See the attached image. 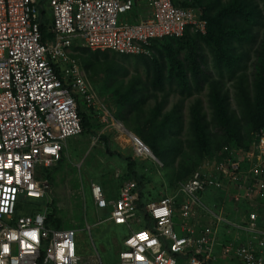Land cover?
Segmentation results:
<instances>
[{
	"label": "built area",
	"instance_id": "1",
	"mask_svg": "<svg viewBox=\"0 0 264 264\" xmlns=\"http://www.w3.org/2000/svg\"><path fill=\"white\" fill-rule=\"evenodd\" d=\"M176 2L0 0V264H113L95 247L83 257L77 229L48 217L55 207L46 168L82 132L80 103L94 105L76 50L138 55L155 39L204 33L207 21ZM116 125L131 156L158 169L152 180L146 168L140 183L123 175L114 197L88 183L94 210L107 209L104 220L124 228L115 264H264V132L246 148L224 145L168 184L149 145Z\"/></svg>",
	"mask_w": 264,
	"mask_h": 264
},
{
	"label": "rangeland",
	"instance_id": "2",
	"mask_svg": "<svg viewBox=\"0 0 264 264\" xmlns=\"http://www.w3.org/2000/svg\"><path fill=\"white\" fill-rule=\"evenodd\" d=\"M190 5L208 23L204 33L155 39L138 55L89 48L74 53L94 90V105H79L89 129L69 138L63 158L46 171L53 221L77 229L83 257L95 247L103 262L115 264L124 229L104 220L107 209L94 210L88 183L100 182L114 197L117 179L127 175L131 162L137 175L149 174L148 168L156 180L158 162L135 161L117 122L149 145L168 184L186 178L224 145L246 148L256 132H264V99L258 105L264 0H191Z\"/></svg>",
	"mask_w": 264,
	"mask_h": 264
},
{
	"label": "trees",
	"instance_id": "3",
	"mask_svg": "<svg viewBox=\"0 0 264 264\" xmlns=\"http://www.w3.org/2000/svg\"><path fill=\"white\" fill-rule=\"evenodd\" d=\"M176 3L177 4H180V5L191 6L190 3H183V2H181L179 0H177ZM207 27H208V23H207ZM206 30H207V28H206ZM80 49H82V48H80ZM259 81H260V93H261V95H260V101H259L258 105H259V107H261V105L263 104V99H264V58H263V60L261 62V66H260ZM79 114H80V117H81L82 130H88L89 127H88L87 118L84 115H82L80 112H79ZM228 145H231V144H228ZM231 146H234V145H231ZM129 164H130L129 166L131 168H130L128 174L134 176L137 179L138 183H140L141 182L140 179H142L144 177V175H137L136 172H135V170L133 169V164L134 163L131 162ZM54 210L55 209H53L52 212L48 215V217L51 218L52 220H53V211Z\"/></svg>",
	"mask_w": 264,
	"mask_h": 264
},
{
	"label": "crops",
	"instance_id": "4",
	"mask_svg": "<svg viewBox=\"0 0 264 264\" xmlns=\"http://www.w3.org/2000/svg\"><path fill=\"white\" fill-rule=\"evenodd\" d=\"M135 161H137L139 164L140 163H144V162H146V161H144V160H142V159H138V158H134V157H132ZM136 162V163H137ZM128 174V173H127ZM117 183H118V181H117Z\"/></svg>",
	"mask_w": 264,
	"mask_h": 264
}]
</instances>
